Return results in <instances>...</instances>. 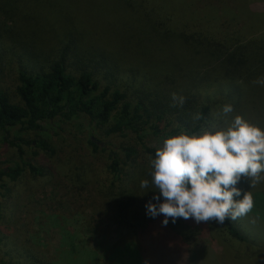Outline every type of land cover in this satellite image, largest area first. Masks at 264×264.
Instances as JSON below:
<instances>
[{"label":"trees","instance_id":"1","mask_svg":"<svg viewBox=\"0 0 264 264\" xmlns=\"http://www.w3.org/2000/svg\"><path fill=\"white\" fill-rule=\"evenodd\" d=\"M169 1L94 0L84 6L78 0H0V59L5 54L27 61L17 70L18 102L0 90V142L16 152L12 166L8 159L0 161V189L8 192V183L25 170L45 175L31 162L38 151L56 155L49 136L41 134L42 123L56 121V136L63 137L71 121L86 119L101 137L86 143L106 157V197L114 223L127 242L149 248L147 263L190 264L198 247L219 244L216 235L264 249V240L259 243L242 230L245 223L264 225V182L251 187L249 180H240L237 187L242 195L251 192L254 207L235 220L178 218L164 226L163 215H147L146 204L157 203L152 198L158 195L151 187L149 158L168 135L193 129L192 114L202 117L197 128L213 122L223 126L224 120L242 115L264 129V86L253 83L264 76V0H188L187 11L178 12L163 6ZM107 9L111 19L121 21L126 39L127 33L141 39L140 49L114 56L107 48L83 43L92 16ZM155 47H175L191 59L172 64L150 54ZM173 92L186 98L183 106H173ZM229 103L234 111L223 117L222 106ZM82 174L77 176L83 186ZM143 179L149 180L148 189L140 187ZM126 254L121 250L118 256ZM0 264L19 263L0 255Z\"/></svg>","mask_w":264,"mask_h":264},{"label":"rangeland","instance_id":"2","mask_svg":"<svg viewBox=\"0 0 264 264\" xmlns=\"http://www.w3.org/2000/svg\"><path fill=\"white\" fill-rule=\"evenodd\" d=\"M78 1L85 6L94 0ZM187 4L188 0H171L163 6L178 12L187 11ZM110 12L107 9L92 16L88 24L91 32L86 28L83 43L107 48L114 56L122 55L125 50L132 54L136 51L135 47L140 49L143 44L141 39L129 33L127 37L130 40L126 39L120 33L121 21L111 19L108 16ZM33 20L40 24L39 20ZM96 35L103 38L106 46L97 42ZM153 51L172 64L184 58L187 63L191 59L184 50L175 47H155L150 54ZM38 63L46 65L40 60ZM24 65L27 61L17 55L8 57L4 54L0 59V90L13 103L18 102L17 70ZM188 70L185 66V72ZM41 125L44 128L41 134L49 136L56 155L49 158L38 151L31 162L43 167L45 175L36 176L25 170L16 181L8 183V192L0 189V255L19 264H118L119 260L123 264H145L144 261H150L147 259L152 254L149 248L140 244V249L136 244L127 242L124 231L114 223L115 214L106 197L110 192L105 169L107 160L103 153H93L86 143L90 138L101 139L88 120L71 121L64 128L63 137L56 136L59 133L56 121ZM105 142L102 140L99 145L102 147ZM113 142L112 147L117 146V142ZM6 159L10 162L16 160V152L0 142V161ZM8 166H12V162ZM79 171L83 173V186L78 182ZM4 180L8 181L7 178ZM257 222L251 226L245 223L242 230L253 233L255 241L261 243L264 240V225ZM214 238L219 244L210 249L198 247L197 256L190 264H264V249L245 247L223 236L216 235ZM121 250L127 254L118 256ZM134 255L136 259L130 257ZM152 264L177 262L159 259Z\"/></svg>","mask_w":264,"mask_h":264},{"label":"clouds","instance_id":"3","mask_svg":"<svg viewBox=\"0 0 264 264\" xmlns=\"http://www.w3.org/2000/svg\"><path fill=\"white\" fill-rule=\"evenodd\" d=\"M253 83L264 86V76ZM171 99L173 106H183L186 98L173 92ZM233 111L230 103L222 106L223 117ZM191 118V131L168 135L149 158L151 187L158 195L152 198L157 203L146 204L147 215H163L164 226L169 219L223 223L246 216L254 207L253 196L249 191L242 195L237 185L242 178L251 187L264 182V129L242 115L224 120L223 126L213 122L199 128L200 114ZM149 186L148 179L141 180L142 189Z\"/></svg>","mask_w":264,"mask_h":264}]
</instances>
